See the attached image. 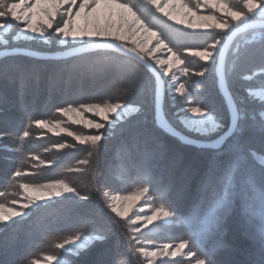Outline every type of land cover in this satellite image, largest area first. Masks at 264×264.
Wrapping results in <instances>:
<instances>
[{"label":"trees","instance_id":"obj_1","mask_svg":"<svg viewBox=\"0 0 264 264\" xmlns=\"http://www.w3.org/2000/svg\"><path fill=\"white\" fill-rule=\"evenodd\" d=\"M227 2L233 8H243L239 0ZM135 3L147 7L144 0ZM149 18L153 29L167 37L165 43L185 60L181 67L194 71L206 69L203 77L190 73L180 78L185 84L183 94L165 95L167 120L192 138L217 137L229 124L215 75L217 56L207 63L190 55L188 50L203 49L214 39L222 43L231 29L224 33L213 29L192 31L171 22L155 8L150 9ZM256 19L259 18L253 20ZM262 37L264 29L245 32L236 38L227 54L226 83L238 109L240 131L238 135L233 133L218 150L183 145L158 129L154 119L153 77L135 61L115 52L97 51L57 61L20 55L1 60L0 67L4 68L0 71V204L17 201L21 183L38 185L58 180L87 199L74 195L39 204L21 223L9 222L10 226L0 231V264H35L49 256L63 259L60 264H146L136 254L139 245L135 240L140 239L131 234L129 225L103 199L105 190L134 193L146 175L151 177L148 195L153 205L159 206L163 192L181 217L170 228L159 227L155 234L147 235L150 242L187 241L186 252L195 253L189 257L192 262L212 253L215 264H264V183L261 182L264 166L256 160V155L264 156L261 129L264 100L249 93L264 90ZM3 48L61 50L55 43L10 39L0 47ZM187 99L192 100V105ZM107 102L132 104L138 111L115 127L105 128L95 148L87 149L86 145H77L63 136L56 140L47 138L41 128L29 123L36 119L62 122L61 108ZM197 103L214 113L220 125L217 132L203 136L181 125L180 110ZM24 131L29 132L27 138H23ZM60 143L71 147L56 148ZM236 152L241 154V163L232 177L231 207L218 231L201 236L206 229V214L233 167ZM33 156L39 159L34 160ZM85 159L87 164L78 163ZM17 169L26 175L13 180ZM80 229L102 232L107 239L79 255H63L56 244Z\"/></svg>","mask_w":264,"mask_h":264},{"label":"snow or ice","instance_id":"obj_2","mask_svg":"<svg viewBox=\"0 0 264 264\" xmlns=\"http://www.w3.org/2000/svg\"><path fill=\"white\" fill-rule=\"evenodd\" d=\"M243 8L236 9L231 7L227 0H204V7H211L217 12L221 13L218 18L215 14L202 15L198 14L197 9L201 7L197 4L195 8L190 7L185 0H144V5L147 7H138L135 0H18V2L8 3V0H0V18L11 17L8 22H0V33L7 34L13 27H17V37L23 36L24 39H41L47 41V30H53L54 33L61 38L62 42H66L69 38L72 41H84L85 38L93 39L99 38L100 40H111L118 42L116 47L123 53L127 54L130 58L142 62L145 67L153 68L152 65L147 63L148 60L153 59L154 53L159 49H166L169 55L166 59H155V66L159 67L164 76H169L172 73V80L175 81L178 77L172 72L175 67L183 76L187 77L191 73L193 76L203 77L206 69L194 71L187 66L181 67L186 64L185 60L181 57L178 51H174L165 43L167 37L158 30H153L154 26L149 18L150 9L155 8L157 12L162 13L168 20L175 21L177 24H184L186 28H205V29H219L222 31H239L251 27V21L260 17L264 20V0H242ZM65 5L68 7L65 8ZM78 5V6H77ZM75 9V11H73ZM20 10V11H18ZM185 15L186 19H177L179 15ZM60 17V22L54 27V22L57 17ZM225 17L230 18L225 19ZM11 21H17L23 27L13 25ZM198 21V23H197ZM30 34V35H29ZM143 34V35H142ZM131 37V42L134 47H126L122 42L127 41ZM140 37L139 40L136 38ZM153 40L156 41L155 46H152ZM220 39H214L207 47L200 50L189 49L188 52L192 56L199 57L202 61L213 60L217 53V46L220 45ZM261 56H264V37L261 39ZM154 70V69H153ZM157 80L159 81V73H156ZM249 77H246L248 79ZM185 84L180 83L175 91L183 94ZM159 94V84H157V95ZM186 102L192 105V100L187 99ZM130 106L121 102L117 103H80L79 107H64L59 109L61 115H69L75 113L81 119H75L71 116L73 124L83 123L87 128L97 129L98 134L80 135L67 128L61 127V121L50 122L44 119L30 120L29 123H35L39 128H47L49 131L55 133L56 129L65 132L68 136L73 137L79 144H91L93 148L98 145V142L103 138V134H99V129L105 127L103 123H96L93 120L83 119V112H92L99 116L102 120L107 121L110 127H115L118 123L124 121L130 115ZM134 111H138L135 109ZM184 115L182 123L186 128L194 132L208 134L218 129L219 123L216 118L211 115L207 107L201 103L195 106H189L183 109ZM108 113L114 114L113 118H109ZM236 119H239L237 115ZM164 127L170 133L174 134V129H171L166 122ZM234 134H239V125L234 124ZM261 129L264 130V122L261 123ZM29 136L28 131L23 132V138ZM223 138H221L222 140ZM186 142H188L186 140ZM220 141L217 142V147ZM56 148L62 149L71 147V145L60 143L55 145ZM91 155V152H89ZM240 153L234 154L233 167L227 172L222 182V187L217 193L216 198L211 204L207 212V224L201 236L211 234L218 231L231 207L232 202V177L235 169L241 163ZM253 156L256 154L253 153ZM32 159H39L33 156ZM261 163H264V157H261ZM44 163V161H41ZM78 163L87 164L88 160H80ZM79 170V169H77ZM26 175L25 172L17 169L13 175V180L17 177ZM261 182L264 183V174L261 176ZM151 177L144 176L141 180L140 186L132 195L124 196V200L139 199L141 195L147 194L150 191ZM25 193L29 195L26 197L27 203L22 205L23 209H30L32 207H40L38 201H45L52 199L53 196L60 197L64 193H71L79 196L80 199H87L86 196H80L76 189L69 186L63 180H58L53 183L31 185L28 183H21L19 185ZM108 197L109 193H104ZM264 195V193H262ZM114 200L121 199V197H112ZM112 212L117 216L125 218L128 216V208L125 207L120 210L118 207L113 206L112 203L107 205ZM143 209H141L142 211ZM29 216V212L16 211L15 209H6L4 205L0 204V231L6 230L9 222L21 223L24 218ZM137 220L144 222V227L152 224L154 221H162L157 227L170 228L181 220L179 213L167 200L166 195L161 192L160 203L158 207L152 209L151 214L137 216L132 223ZM87 225H85V229ZM85 229H80L74 234L66 237L62 243H57L56 247L64 249L65 245H71V251L74 255H79L81 252L87 251L97 242H103L107 239L106 234L93 230L87 232ZM136 232L140 228L133 229ZM135 239V237L133 238ZM140 241L137 240V243ZM264 242V236H262ZM187 241H182L175 245V250L170 252L168 249L173 248L171 243H163L159 246L157 251L151 253L146 252L143 248L137 251L143 252L145 255H151L153 258L161 252L163 256L175 257L178 253L187 246ZM186 255L193 256L195 253L189 252ZM212 253H206L204 258H197L194 264H215L212 258ZM46 259L56 260L55 256L46 257ZM57 264H60L57 261Z\"/></svg>","mask_w":264,"mask_h":264},{"label":"rangeland","instance_id":"obj_3","mask_svg":"<svg viewBox=\"0 0 264 264\" xmlns=\"http://www.w3.org/2000/svg\"><path fill=\"white\" fill-rule=\"evenodd\" d=\"M239 1H240L239 6L243 7L242 0H239ZM12 2H18V0H8V3H12ZM162 3H163V0H162ZM185 3H187L190 7H193V8H195V6L197 4H200L201 7L199 9H197L198 14H202V15L215 14L218 18L221 17V13L217 12L215 9H213L211 7H204L203 6L204 0H185ZM78 4H79V0H78ZM67 7L68 6L65 5V8H67ZM18 11H20V10H18ZM73 11H75V9H73ZM257 18L261 19L260 17H257ZM177 19L184 20V19H186V16L182 14V15H179L177 17ZM225 19H229L230 20V18H228V17H225ZM10 20H11V17L10 16L9 17H5V18H0V22H8ZM170 21L173 22V23H175L176 25H180L181 27L186 28L184 26V24H177L175 21H172V20H170ZM59 22H60V17L58 16L57 17V20L54 22V27ZM11 23L13 25H17L18 27H23V25L22 24H19V22H17V21H11ZM197 23H198V21H197ZM187 29H190L192 31L209 30V29H205V28H194V29L193 28H187ZM153 30H155V29H153ZM213 30H215V32H220V33L226 32V31H222V30L214 29V28H213ZM46 36L48 37L47 41H44V40H41V39H24L23 36H21L19 38H16L17 37V27H13V29L10 32H8L7 34L0 33V47L3 46V45H5L9 39L11 41H35L36 43H39V44L55 43V45L58 46V47H60L61 49L68 48V47L73 46V45H76V44H81V43H86V42L88 43V42H93V41L100 40L99 38H93V39L85 38L84 41L74 42V41L71 40V38H69L66 42H62L61 41V38L59 36H57L54 33V31L51 30V29L50 30H47ZM226 36H225V38H226ZM136 39L139 40L140 37H137ZM122 43H124L125 45L129 46L130 48L131 47H134V44L131 42V37H129V39L127 41H124ZM155 43H156V41L153 40V42H152V46L153 47L155 46ZM220 46L221 45L217 46V53H218V50H219V47ZM86 54H82V55H86ZM82 55H79V56H82ZM168 55H169V53H167L166 49H163L162 48V49L157 50L154 53L153 59H151L150 61L154 64L155 59H157V58H159V59H166ZM20 56H22V55H20ZM8 57H11V56H8ZM75 57H78V56H75ZM5 58H7V57H5ZM5 58H3V59H5ZM71 58H74V57H71ZM71 58H68V59H71ZM197 58H199V57H197ZM3 59H1V60H3ZM68 59H61V60H68ZM39 60H47V59H39ZM51 60H54V59H51ZM211 61L212 60H209V61H207V63H210ZM3 68H4L3 66L0 67V71L3 70ZM157 69L162 74L163 79H164V82H165L164 94L165 95L166 94H170V95H177V96H179L181 93L178 92V91H175V88H178L179 87V84L182 83L180 78L183 76V74L181 72H179L174 67L173 70H172V72L175 73V75L178 77V79L175 80V81H173L172 80V73H170L169 76H164L163 75V72L161 71V69L159 67H157ZM59 76H61V75H59ZM154 86H155V84H154ZM249 93H250V95L252 97H254L256 99L264 100V90H251V91H249ZM164 100H165V98H164ZM127 105L130 106L129 111H130L131 114L128 115L126 117V119L129 116L135 114L137 111H134V110L135 109H138L137 107L133 106L132 104H127ZM185 108H187V107H185ZM185 108H183V109H185ZM183 109L180 110L182 116L179 119V122H181V125L185 129H188V130L192 131L191 129L186 128L184 126V124L182 123V117L184 115ZM154 113H155V109H154ZM82 115H83V119H85V120H93L96 123H103V124H105V127L104 128L99 129V134H101L102 131L105 128L109 127V124H108L107 121L102 120L99 116L95 115L92 112H83ZM211 115L214 116V113L211 114ZM69 116H71V117H73L75 119H81V117L80 116H76L75 113H70L69 115H63L64 120L61 123V127L67 128V129H69L71 131H74V132L80 134V135L98 134L97 129H95V128H87V127L84 126L83 123L73 124L72 121H71V119L69 118ZM108 116L111 119V118H113L114 114L108 113ZM219 127H220V125H219ZM219 127L214 132H211V133H208V134H202V133H198V132H194V131H192V132L197 133V134H200V135H203V136H206V135H209V134H212V133L217 132L219 130ZM41 129H42V133L43 134H47L48 135L47 138L51 137V138H53V139L56 140V137L63 136V137H67V138L73 139V137L68 136L65 132L59 131V129H56L55 130V133L52 132V131H49L47 128H41ZM73 141L77 145H82V144H79L75 139H73ZM50 145H53V144H50ZM86 146H87V149H91V147H92L90 143L87 144ZM51 147L53 148V146H51ZM261 157H264V156L256 155V160H257V162L260 165H263L264 166V163H261V159H260ZM78 168H80V166H78ZM48 183H53V182H46V183H41V184H48ZM105 192L109 193L108 197H105V195H104ZM132 194L133 193H130V194H118V193H115V192H113L111 190H105V191H103V199H104L106 205H108L109 203H112L113 206L118 207L120 210H123L125 207L128 208V216L127 217H125V218H122L120 216H118V217L121 218V219H123V220H125V222L129 225V229L131 230V234L137 236L140 239L139 240L140 241L139 243H137V240H135V242L139 245V248L138 249L143 248L148 253H151L152 251H157V249L159 248V246L161 244H154V243L150 242V240L147 239V235L149 236V235L155 234L157 232L158 228H159V227H157V225L160 224V223H162V221H159V220L154 221L152 224L148 225L147 227H144V222L142 220H137L136 223H132V221L138 215L139 216H143L145 214L150 215L152 209L155 208V206L152 203V199L150 198V196L148 195V193L147 194H144V195H141L139 197V199H132V200H124L123 199L124 196L132 195ZM28 195H29L28 193H25L24 190L21 189V196H20V198L17 201L16 200H13L11 202V204L4 205V207L6 209L11 208V209H15L16 211H26V212H29L32 208H35V206L32 207V208H30V209H23L22 208V205L24 203H27L28 202L27 199H26V197ZM67 196H72L73 197L74 195L71 194V193H64L60 197L53 196L52 199H50V200L38 201L37 203L38 204H46V203H50V202H53V201L61 200V198L67 197ZM114 196L121 197V199L114 200V199H112V197H114ZM141 209H143V210L141 211ZM114 214H116V213H114ZM135 228H140V231L139 232L134 231L133 229H135ZM176 244H178V243H176ZM176 244H172L173 245V248L168 249L169 253L175 250V245ZM71 247H72L71 245H65V248L61 250L62 253H63V255H65V254H72L71 251H66V249H71ZM136 254H138L140 256L141 261L145 262L146 264H172L171 262H179V264H194V262H192L189 259L190 256L186 255L187 252H186L185 248L183 250H181L178 253V255L175 256V257L163 256L161 252H158L157 256L154 257V258L151 255H145L141 251H138ZM57 261H59L60 263H63L64 262L63 259L56 258V260L46 259V260H44L42 262L35 263V264H53V263H57ZM181 261H184V262H181Z\"/></svg>","mask_w":264,"mask_h":264},{"label":"water","instance_id":"obj_4","mask_svg":"<svg viewBox=\"0 0 264 264\" xmlns=\"http://www.w3.org/2000/svg\"><path fill=\"white\" fill-rule=\"evenodd\" d=\"M254 29H264V20L262 19L252 20L251 27L241 29L239 31L231 30L226 36V38L224 39L221 46L219 47V50H218L219 55H217V58H216L215 75L217 78L218 90L224 100L226 110L228 112L229 124L224 132H222L220 135H218L217 137L211 140L197 139V138H192L190 136H187L184 133L177 130L167 120L165 116V112H164L165 82H164L162 74L159 72L157 67L150 60H148L147 63L153 66V68L151 69L148 67H145V65L142 62L132 59L127 54L123 53L119 48L116 47V44L118 43L116 41L97 40V41L88 42V43L86 42V43L76 44L68 48H64V49L54 51V52H42V51H35V50L24 49V48H3V49H0V60L8 56H16V55L29 56L35 59L61 60V59H68L71 57L79 56V55L86 54V53L97 52V51L115 52L121 56L127 57L135 61L153 77L154 84H155L154 119H155V124L158 127V129H160L166 135L176 139L178 142H180L183 145L191 146L197 149L218 150L226 143V141L235 132L234 124L237 125L238 120L236 119V117L237 115H239L236 103L226 83V76H225L226 57H227V54L233 42L236 40V38L242 35L243 33L254 30ZM126 47H129V46L126 45ZM156 73H159V76H160L159 81L157 80ZM157 84H159V94L158 95H157ZM164 122H166L167 125L171 127V129H174V134L170 133L168 129L164 127ZM221 138L223 139L221 140ZM186 140L188 142H186ZM218 141H220V143H219V146L217 147Z\"/></svg>","mask_w":264,"mask_h":264}]
</instances>
